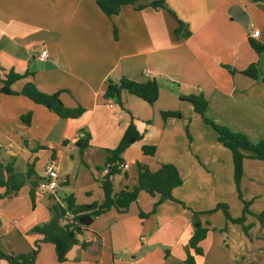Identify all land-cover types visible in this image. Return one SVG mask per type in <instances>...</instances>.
Returning a JSON list of instances; mask_svg holds the SVG:
<instances>
[{
	"label": "crops",
	"instance_id": "crops-1",
	"mask_svg": "<svg viewBox=\"0 0 264 264\" xmlns=\"http://www.w3.org/2000/svg\"><path fill=\"white\" fill-rule=\"evenodd\" d=\"M149 1L124 5L108 17L96 0H0L1 78L13 71L22 75L13 91L32 83L45 94L59 92L65 108L83 109L63 118L22 94L0 93V162H13L18 173L29 163L34 169L19 190L0 197L1 251H32L41 239L32 228L48 221L51 206L69 194L76 204L100 202L106 150L118 145L133 121L141 138L121 153L128 167L112 175L114 190L136 184L137 162L151 171L172 164L182 179L172 190L178 202L167 199L150 213L159 196L141 191L125 212L110 209L83 227L62 262L52 243L39 242L35 264H188V240L197 226L193 212L208 228L195 264H264V227L254 216L247 215L245 223L253 226L245 234L221 210L207 213L225 202L238 217L243 203L230 150L186 99L202 94L206 118L252 143L264 139V82L241 73L252 63L264 70V51L252 47L264 46V1L165 0L176 18ZM139 3L146 7L138 9ZM176 19L186 36L175 35ZM252 31L259 35L251 37ZM120 77L154 78L158 98L149 104L124 93L123 107L104 99L106 81ZM164 111L179 116L163 118ZM28 113L26 123L21 116ZM84 131L88 147L80 154L75 141ZM145 145L155 147L153 155L143 154ZM51 157L58 162V187L53 194L34 190L32 207V182L44 178ZM240 189L251 212L264 210V160L244 159ZM4 190L0 186V194ZM0 264L9 263L0 258Z\"/></svg>",
	"mask_w": 264,
	"mask_h": 264
},
{
	"label": "trees",
	"instance_id": "trees-1",
	"mask_svg": "<svg viewBox=\"0 0 264 264\" xmlns=\"http://www.w3.org/2000/svg\"><path fill=\"white\" fill-rule=\"evenodd\" d=\"M143 0H96L97 6L108 17L119 13L120 9L124 5L140 2ZM257 1V0H253ZM264 1V0H259ZM148 6L153 8L167 9L165 0H150ZM138 9L146 7L144 4L139 3L136 6ZM172 16L174 13L167 9ZM177 20V26L174 29L176 36H186L188 30H184V23ZM114 36H116L115 29H113ZM189 33V32H188ZM253 49L257 53L264 51V46L252 43ZM241 73L251 78H260L264 82V70L260 71L257 68L256 63L248 65L245 69L241 70ZM22 75L16 74L13 71H9L8 74L1 78L0 76V93L4 94H22L28 97L35 103L42 104L49 110L53 111L60 117H78L83 109L77 107L75 109L65 108L61 101L58 99L59 92L53 94H45L39 91L34 84L26 83L19 92L13 91L10 86L18 80ZM124 93L134 94L149 104L155 102L159 94V85L154 78H150L144 82H138L126 77H120L116 80L108 79L105 83L103 92L104 99H112L123 107L122 96ZM188 101L193 105L194 111L197 112L203 121L209 124L217 133L218 141L228 148L232 155L233 164V178L236 186L237 197L243 203L242 213L238 217H232L229 212L228 205L225 202H219L214 209L207 211V213L215 210H221L225 219L231 223L239 224L245 234H248V230L253 226V223H245L247 215L254 216L262 227H264V210L259 213H252L249 210V201H246L242 197L240 183L243 175V161L245 158H253L264 160V139L259 140L256 143L250 142L247 137L239 132H234L224 125L214 123L212 120L206 118L204 115L207 100L202 94L189 95L186 97ZM163 118L167 116L178 117V112L164 111L161 112ZM21 119L29 123L30 114L21 116ZM141 134L138 132L133 121L127 126L122 138L118 145L114 149H107L108 156L104 160V164L120 162L121 153L132 143L139 140ZM89 134L84 131V135L79 137L75 144L79 149V153L82 154L84 149L88 147ZM142 152L144 155L151 156L155 152L154 146H142ZM137 180L136 184L131 188H123L118 191L114 190V186L111 180L112 175L119 172L117 165H112L108 172L100 180V186L103 192V197L100 202H92L89 204H76L72 194H69L62 199V203H55L50 208V218L45 223L32 228L33 232L41 235L40 241L34 244L32 251L28 253H5L0 250V258L5 259L9 264H35V256L39 248V242H49L54 245V251L56 258L59 262L66 259V254L70 248L79 243L77 235L82 232V228L91 224V222L97 216L106 213L110 209H115L117 212H125L129 205L134 202L138 194L144 191L150 195H158V200L154 203L150 213H154L157 206L163 201L169 199L178 202L172 196V190L182 184V179L172 164H161L155 171H151L146 163L137 162ZM33 169V163L28 164V169L25 173H18L14 171L13 162L2 163L0 162V186L5 190L0 197L10 195L16 192L24 184L26 178L30 177ZM33 188L30 191L31 205L34 206V194L37 189V183L32 182ZM66 213L72 215L71 219L65 217ZM199 212H193V220L197 226L188 240V251L185 262L188 264H195L194 255H203L202 247L200 243L206 238L208 228L201 225L198 218ZM141 217L147 216V214L140 213ZM209 222H206L208 225ZM81 247H85V243H80Z\"/></svg>",
	"mask_w": 264,
	"mask_h": 264
},
{
	"label": "built area",
	"instance_id": "built-area-1",
	"mask_svg": "<svg viewBox=\"0 0 264 264\" xmlns=\"http://www.w3.org/2000/svg\"><path fill=\"white\" fill-rule=\"evenodd\" d=\"M259 35V31H252L251 37L255 38ZM47 55L46 50H42L40 53L41 57H45ZM112 165H117L119 170L126 169L128 167V163H108L105 164L103 168L104 175L108 172V169ZM58 186V162L54 157L49 158L48 162L45 165V176L44 178L37 184L36 192L39 194H53ZM65 217L71 219L72 215L70 213H66Z\"/></svg>",
	"mask_w": 264,
	"mask_h": 264
},
{
	"label": "rangeland",
	"instance_id": "rangeland-1",
	"mask_svg": "<svg viewBox=\"0 0 264 264\" xmlns=\"http://www.w3.org/2000/svg\"><path fill=\"white\" fill-rule=\"evenodd\" d=\"M57 187H58V186H57ZM259 201H261V199H258V200H257V202H259ZM252 207H253V209L255 208L254 205H252ZM253 209H252V210H253ZM252 213H253V211H252Z\"/></svg>",
	"mask_w": 264,
	"mask_h": 264
},
{
	"label": "water",
	"instance_id": "water-1",
	"mask_svg": "<svg viewBox=\"0 0 264 264\" xmlns=\"http://www.w3.org/2000/svg\"><path fill=\"white\" fill-rule=\"evenodd\" d=\"M198 225V224H197Z\"/></svg>",
	"mask_w": 264,
	"mask_h": 264
}]
</instances>
